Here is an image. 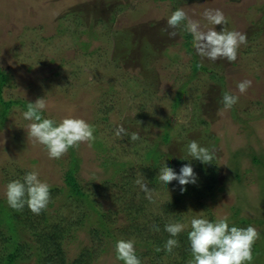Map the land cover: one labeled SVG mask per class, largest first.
Returning <instances> with one entry per match:
<instances>
[{"label":"rangeland","instance_id":"374dc122","mask_svg":"<svg viewBox=\"0 0 264 264\" xmlns=\"http://www.w3.org/2000/svg\"><path fill=\"white\" fill-rule=\"evenodd\" d=\"M177 9L199 21L203 31L220 30L221 26L208 24L202 15L206 9H220L228 21L224 27L247 36L237 59L213 62L200 57L192 40V51H188V33L182 28L180 35L170 38L167 18ZM119 37L126 38L130 46L124 48L122 58L114 51ZM145 45L153 53L145 56L151 61L142 66L139 57H144ZM195 60L215 75L194 71ZM0 70L11 76L4 98L20 97L34 103L45 97L43 116L57 122L79 118L95 126L104 150H97L94 144L89 148L86 143L76 147L81 159L79 175L86 182L99 184L102 177L109 176L103 166L105 159L137 163L159 144V151L166 154L153 168L156 177L165 161L178 171L191 163L197 176L196 184L186 186L189 193L179 203L184 215L181 222L187 223L195 215L227 217V208L237 203L240 192L242 215L262 223L255 225L257 232L263 231L252 264H264V168L260 172L253 162L254 156L264 160V0H0ZM243 80L252 83L240 94L236 86ZM225 92L239 97L230 110H224L221 103ZM18 109L25 110L16 106L0 127L1 198L6 185L1 182V169L14 175V164L19 165L23 158L36 159L39 178L61 185L64 166L60 162L66 166L70 158L68 150L60 159L50 160L43 146L28 138L29 122L20 117ZM168 119L174 121L172 141L162 145L159 136ZM120 125L128 133H138L140 139L131 142L128 136L115 137ZM193 140L214 151L212 163L182 160L191 159L186 145ZM234 152L240 153L237 162L244 175V187L238 186V192L232 190L229 179L236 164ZM143 162L139 168L136 165L134 173L149 184L151 162ZM207 167L218 172L217 182L222 187L220 197L208 203V209L197 202L198 192L207 189ZM151 188L156 192L149 211L166 215L165 203L181 194L179 187L173 181L168 190L160 182L159 188ZM132 189L140 191L139 187ZM116 263L112 256L99 260V264ZM21 264H34V259Z\"/></svg>","mask_w":264,"mask_h":264},{"label":"trees","instance_id":"16d2710c","mask_svg":"<svg viewBox=\"0 0 264 264\" xmlns=\"http://www.w3.org/2000/svg\"><path fill=\"white\" fill-rule=\"evenodd\" d=\"M187 39L188 51H192L190 48L192 38L189 34ZM128 42L126 38L119 37L114 44V51L120 58L125 56L124 48L130 47ZM144 47V57H139L142 66L151 61L145 56L153 53L148 46ZM195 58H197L196 54ZM115 59L118 58L115 57ZM193 67L194 71L204 70L215 75L213 70L201 64L199 60H195ZM10 80L9 73L0 70V127L7 123L11 111L16 106L19 105L26 110L27 102H30L20 97L17 99L3 97L4 87ZM180 94L181 88L177 91L175 106L180 99ZM103 119L108 120L107 117ZM173 122V119H168L162 126L159 136L160 144L171 143ZM97 134L98 131L95 128L94 147L103 151L105 146L97 140ZM158 146L159 144H156L154 148L147 150L142 160L151 162L152 170L149 171V176L147 175L150 188L152 186L159 188V178L156 177L153 168L158 166L159 158H163L165 156L163 154H166L161 153ZM69 150L71 152L68 164L65 166L64 162H60L64 166L61 174L62 184L47 182L50 187V203L39 215L32 214L27 207L19 211L13 210L7 206L4 198L0 197V264H21L31 258L34 259V264H99V260L103 261L105 257L115 258L114 246L119 239L134 241L137 247L136 255L142 264H189L191 255L188 248L187 231L190 229L177 237L179 246L173 250V253L166 254L163 250L156 251L157 248L162 249L169 238V234L164 231V225L168 222L180 221L184 216L178 208L182 197L189 193L188 190L165 203L166 215L160 216V214L149 211L150 202L144 198L143 192L132 189V187H139L135 184V180L139 177L135 175L134 170L137 164V168L141 166L142 161L136 163L107 158L103 166L105 174L109 176L102 177L99 184H95L86 182L80 177L81 159L77 156L76 147ZM238 154L240 156L239 152H234L232 155V159H236L232 161L236 164L229 178L232 180L230 187L236 192H238V186L244 187V175L240 172L239 162H237ZM21 162L19 165L14 164L17 166L14 170L15 176L9 175L8 170L1 169V182L7 184L8 178L19 179L26 172L37 171L36 159L23 158ZM253 162L260 167V172L263 171L262 157L258 159L254 156ZM172 168L178 172L173 166ZM210 168L207 167L204 171L210 173L209 176L207 173L205 179L207 189L198 192L197 199L198 204L206 209L209 208L208 203L217 201L222 190L216 178L218 172ZM242 196L239 192L237 203L227 208L230 224H235L237 227L262 225L258 220L250 221L242 215V206L239 203L240 197L242 202ZM97 197H101V200ZM216 219L219 218L213 216L210 220ZM156 227H159V231H156ZM262 231H258V238L253 244V257L260 251ZM261 252L264 253L263 248ZM116 264H123V262L118 261Z\"/></svg>","mask_w":264,"mask_h":264},{"label":"clouds","instance_id":"9594fccd","mask_svg":"<svg viewBox=\"0 0 264 264\" xmlns=\"http://www.w3.org/2000/svg\"><path fill=\"white\" fill-rule=\"evenodd\" d=\"M203 18L208 24L221 26L220 30L211 28L201 30V23L189 17L183 9H177L167 18V26L172 29L170 38L180 35V30L188 33L193 42L197 55L215 62L217 59H226L234 62L237 59L238 49L247 43V36L239 31H229L224 25L227 18L220 9H206ZM250 80H243L237 84L240 94H244L251 86ZM239 97L230 93H223L221 103L224 110H230L238 103ZM45 97L37 98L35 102H27L26 110H17L20 117L29 122L27 124V136L34 143L43 146L47 157L60 159L70 148L79 147L86 143L89 148L95 142V126L79 118H64L57 122L54 118H46L42 115L46 108ZM113 135L123 139L128 136L131 142L138 141L140 136L136 132L128 133L120 125ZM188 161H199L201 164L212 163L215 153L196 141H190L186 145ZM160 184L168 190V185L175 181L181 194L187 191L186 186L196 184L197 176L191 163L183 164L179 171H175L167 161L160 166L158 174ZM144 198L149 202L154 201L155 189L145 183L144 177L135 180ZM5 203L13 210H23L27 207L34 215H39L50 203V187L39 178V172L32 170L26 172L22 178L10 180L5 185L3 193ZM202 212V211H201ZM187 231L188 248L191 255L189 264H252V247L258 238L255 227H237L230 224L228 217L210 220L202 215L193 216L187 223L181 221L168 222L164 225V231L169 238L163 245L166 254L173 253L179 246L177 237ZM159 231V227H156ZM115 260L123 264H142L136 255L133 240L119 239L114 246Z\"/></svg>","mask_w":264,"mask_h":264}]
</instances>
